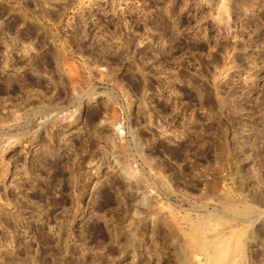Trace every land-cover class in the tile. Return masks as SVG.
Here are the masks:
<instances>
[{"label":"rangeland","instance_id":"obj_1","mask_svg":"<svg viewBox=\"0 0 264 264\" xmlns=\"http://www.w3.org/2000/svg\"><path fill=\"white\" fill-rule=\"evenodd\" d=\"M42 263L264 264V0H0V264Z\"/></svg>","mask_w":264,"mask_h":264},{"label":"bare ground","instance_id":"obj_2","mask_svg":"<svg viewBox=\"0 0 264 264\" xmlns=\"http://www.w3.org/2000/svg\"><path fill=\"white\" fill-rule=\"evenodd\" d=\"M45 262V261H44ZM43 264V263H42Z\"/></svg>","mask_w":264,"mask_h":264}]
</instances>
